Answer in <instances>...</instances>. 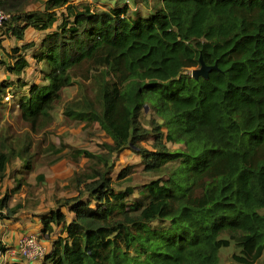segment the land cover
Listing matches in <instances>:
<instances>
[{"label": "trees", "instance_id": "1", "mask_svg": "<svg viewBox=\"0 0 264 264\" xmlns=\"http://www.w3.org/2000/svg\"><path fill=\"white\" fill-rule=\"evenodd\" d=\"M28 1L0 0L14 38L22 40L29 28L45 33L34 58L45 64L47 84L19 99L21 121L32 132L47 126L61 92L86 66L87 73L99 71L95 99L69 105L66 114L97 123L112 140L99 154L76 151L89 161L75 179L83 187L58 203L73 214L69 223L60 210L41 219L45 234L60 227L42 264H219V252L232 244L236 264L258 261L264 253V0H157L144 15L124 1L98 10L46 0L43 12L11 13ZM30 46L11 50L10 74L29 67L20 52ZM200 57L216 66L207 79L185 74L199 68ZM3 95L0 88V101ZM147 104L162 121L156 132H166L157 133L152 150L138 147L147 136L139 124ZM130 146L155 179L117 190L128 172L114 183L112 156ZM12 155L0 152L2 175ZM24 166L31 170L29 161ZM21 186L17 181L12 192ZM7 201L0 210L10 218L16 209ZM5 251L0 244V254Z\"/></svg>", "mask_w": 264, "mask_h": 264}, {"label": "rangeland", "instance_id": "2", "mask_svg": "<svg viewBox=\"0 0 264 264\" xmlns=\"http://www.w3.org/2000/svg\"><path fill=\"white\" fill-rule=\"evenodd\" d=\"M45 1L29 0L17 6L11 13L16 15L21 12H43ZM120 1H124L130 7V11L137 10L141 15L157 6V0L145 2L144 0H101L100 2L71 0L75 5L88 3L98 10L121 6L122 3H117ZM100 3L105 5L102 6ZM10 26V24L6 25L0 30V88L4 91L0 101V152L13 153L5 173L3 175L0 173V201L7 197L8 208L16 209L15 214L10 218L7 209L0 210L2 216L0 244L3 245L2 242L8 244L5 253L2 254L6 264H12L10 262L12 258L27 261L17 255H11L15 246L14 239L33 235L47 249L45 237L47 235L50 238L54 237L52 234L60 228L53 227L51 234H45L42 232V223L37 226L34 218L45 216L50 211L60 210L66 215V222L71 220L72 214L67 208L58 207V203L67 198L76 197L78 190L83 187L77 186L75 179L87 171L89 161L84 154L77 157L76 151L99 154L105 150L104 145L112 144V140L97 123L72 119L66 114L69 105L95 99L97 91L95 77L98 76L99 71L92 70L87 73L86 66L75 72L77 74L71 86L61 92V99L54 105L51 122L47 126L41 131L32 132L21 121L17 106L19 99L28 95L31 86L42 87L47 84L45 64L34 58V55L38 54V47L45 33L30 28L24 32L22 40H17L11 32L7 31ZM29 45L32 46L20 52L28 61L29 67L18 77L10 74L7 67L14 62L11 50L14 47ZM196 69L198 68L190 69L185 74L191 76L192 71ZM139 124L147 136L138 147L152 150L156 144L157 133L164 135L166 132L163 128L156 132L157 127H161L162 121L149 104L145 105ZM167 147L172 150L179 148L172 144H167ZM137 149L130 146L112 156L114 168L110 177L114 183L122 172H128L125 179L116 183L117 190L124 188L123 186H140L155 179L144 171ZM17 153L22 155L19 158H13ZM25 161H29L30 171L23 170ZM17 181L22 183L21 189L12 192ZM261 214L264 215V210ZM238 253L233 244L222 249L219 252V264H236L232 257ZM253 264H264V253Z\"/></svg>", "mask_w": 264, "mask_h": 264}, {"label": "built area", "instance_id": "3", "mask_svg": "<svg viewBox=\"0 0 264 264\" xmlns=\"http://www.w3.org/2000/svg\"><path fill=\"white\" fill-rule=\"evenodd\" d=\"M10 19L11 15L0 9V28ZM46 253L47 249L40 243L38 238L31 235L19 238L11 255H17L29 262H35L42 259Z\"/></svg>", "mask_w": 264, "mask_h": 264}, {"label": "crops", "instance_id": "4", "mask_svg": "<svg viewBox=\"0 0 264 264\" xmlns=\"http://www.w3.org/2000/svg\"><path fill=\"white\" fill-rule=\"evenodd\" d=\"M65 217H66V215H65ZM42 218H43V216L34 218V220H36V222H37V226H40ZM66 219H67V217H66ZM72 219H73V214H72L71 220ZM69 222H67V223H69ZM40 232H41V230H40ZM52 235H54V237L50 238V237H48V235L45 237V240H46L45 243L48 246L47 250L50 249L51 243L60 235V228L56 229V231ZM18 239L19 238L14 239V241H13L14 245H16V242H17ZM2 244H3V246L5 248H6V245H8L6 242H2ZM12 259L13 260L10 261L12 264H42V262L40 260L39 261H35V262H29V261H23L22 259H14V258H12ZM0 264H6V262H4V257L2 255L0 256Z\"/></svg>", "mask_w": 264, "mask_h": 264}, {"label": "water", "instance_id": "5", "mask_svg": "<svg viewBox=\"0 0 264 264\" xmlns=\"http://www.w3.org/2000/svg\"><path fill=\"white\" fill-rule=\"evenodd\" d=\"M199 63H200L199 68L196 69V70H193L192 73H191V77L194 78V79H198L199 77L207 79L208 74L210 72H212L213 70H216V66H214V67L206 66L203 63L201 57L199 58Z\"/></svg>", "mask_w": 264, "mask_h": 264}, {"label": "bare ground", "instance_id": "6", "mask_svg": "<svg viewBox=\"0 0 264 264\" xmlns=\"http://www.w3.org/2000/svg\"><path fill=\"white\" fill-rule=\"evenodd\" d=\"M4 26H5V24H4Z\"/></svg>", "mask_w": 264, "mask_h": 264}, {"label": "clouds", "instance_id": "7", "mask_svg": "<svg viewBox=\"0 0 264 264\" xmlns=\"http://www.w3.org/2000/svg\"><path fill=\"white\" fill-rule=\"evenodd\" d=\"M5 253V252H4Z\"/></svg>", "mask_w": 264, "mask_h": 264}]
</instances>
